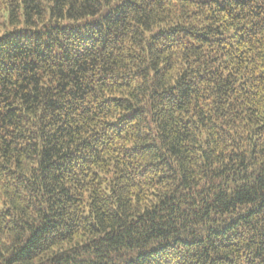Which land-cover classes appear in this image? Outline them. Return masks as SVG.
<instances>
[{
    "label": "trees",
    "instance_id": "trees-1",
    "mask_svg": "<svg viewBox=\"0 0 264 264\" xmlns=\"http://www.w3.org/2000/svg\"><path fill=\"white\" fill-rule=\"evenodd\" d=\"M0 264H264V0H0Z\"/></svg>",
    "mask_w": 264,
    "mask_h": 264
}]
</instances>
